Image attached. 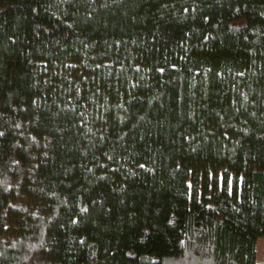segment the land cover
Masks as SVG:
<instances>
[{"label": "trees", "instance_id": "trees-1", "mask_svg": "<svg viewBox=\"0 0 264 264\" xmlns=\"http://www.w3.org/2000/svg\"><path fill=\"white\" fill-rule=\"evenodd\" d=\"M0 264H264V0H0Z\"/></svg>", "mask_w": 264, "mask_h": 264}, {"label": "rangeland", "instance_id": "rangeland-1", "mask_svg": "<svg viewBox=\"0 0 264 264\" xmlns=\"http://www.w3.org/2000/svg\"><path fill=\"white\" fill-rule=\"evenodd\" d=\"M262 252H263L262 240L258 239L256 244V263L259 262L260 254L262 255Z\"/></svg>", "mask_w": 264, "mask_h": 264}]
</instances>
